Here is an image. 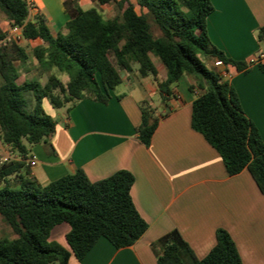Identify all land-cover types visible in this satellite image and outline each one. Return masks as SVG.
<instances>
[{
	"label": "trees",
	"instance_id": "trees-1",
	"mask_svg": "<svg viewBox=\"0 0 264 264\" xmlns=\"http://www.w3.org/2000/svg\"><path fill=\"white\" fill-rule=\"evenodd\" d=\"M80 1L65 3L74 13L54 35L45 16L30 18L27 0H0L9 27L21 28L27 41L42 42L33 49L31 63L26 50L6 42L7 32L0 29V145L25 157L29 146L48 142L55 133L57 122L45 111L44 101L67 111L83 99L106 104L122 84L120 71L152 76L162 104L173 97V85L189 76L194 80L190 89L202 92L192 105V128L220 154L230 176L246 169L264 193V141L234 89L207 65L221 61L228 72L237 73L249 67L212 44L207 31L211 1L95 0L100 7H114L112 17L97 8L85 10ZM258 39L264 43V27ZM155 59L164 67L163 78ZM260 68L264 71V65ZM60 75L68 76V82ZM141 112L139 138L149 146L160 117L147 103L141 104ZM134 182L130 172L121 170L96 183L78 172L44 187L31 180L20 188L5 185L0 189V222L14 238L0 239V264H68L71 253L82 261L100 238L117 249L133 246L148 229L131 197ZM62 223L71 228L66 236L71 251L49 241ZM216 240L194 264H243L227 231L219 229ZM162 242L158 264H185L180 251L187 245L178 231Z\"/></svg>",
	"mask_w": 264,
	"mask_h": 264
},
{
	"label": "crops",
	"instance_id": "crops-1",
	"mask_svg": "<svg viewBox=\"0 0 264 264\" xmlns=\"http://www.w3.org/2000/svg\"><path fill=\"white\" fill-rule=\"evenodd\" d=\"M27 1L33 5L30 18L45 16L54 35L74 13L65 8L71 0ZM210 1L214 11L207 18V31L212 44L228 58L249 65L239 73L222 66L219 74L234 89L264 141V71L260 68L264 60L249 64L264 52V43L258 39L264 27V0ZM85 2L80 1L82 8ZM28 42L35 43L34 48L42 44ZM153 62L163 78V65ZM136 73L134 83H126L121 76L128 93L110 92L106 104L83 99L71 110L64 109L58 114L53 137L29 146L25 157L0 145V158L11 156L0 164V189L5 185L20 188L25 180L44 187L78 172L93 183L121 170L135 177L131 197L148 224L145 234L133 246L120 249L100 238L82 261L71 253L68 264H158L165 250L162 239L174 231L187 245L180 251L184 263L194 264L214 248L219 229L229 233L243 264H264V193L248 170L230 176L220 154L192 128V105L201 90L190 89L194 82L180 87L182 79L173 85V97L162 104V110L156 108L160 121L146 146L138 133L141 104L150 105L149 98L158 94V88L152 76ZM43 107L54 119L51 105L44 101ZM33 157L35 165L30 163ZM70 229L67 223L56 226L49 241L71 251L66 239ZM3 238L14 236L7 232Z\"/></svg>",
	"mask_w": 264,
	"mask_h": 264
},
{
	"label": "rangeland",
	"instance_id": "rangeland-1",
	"mask_svg": "<svg viewBox=\"0 0 264 264\" xmlns=\"http://www.w3.org/2000/svg\"><path fill=\"white\" fill-rule=\"evenodd\" d=\"M87 7L97 8V9L101 10V12L106 17H112V16H114L116 14L114 7H110V6L100 7L95 0H86L85 5H83V8L84 9H89ZM0 29L3 30V31H6L7 33L10 32V27H9L7 21H6L5 15L2 12H0ZM156 34L158 35L159 32L156 31ZM18 45L23 47L24 49H26V51L29 53V56H30L29 62H31V63L34 62V59H33V56H32V51H33V48L35 46V43L28 42L27 40L22 38V40L18 43ZM262 47L264 49V46H262ZM155 62L161 64L159 62V60H157V59H155ZM207 65H208V67L210 69L217 70L218 72H220L219 69L221 67L216 66L214 61H209L207 63ZM136 72L137 71H135L133 73H126L124 71H120V74L124 78L126 83H128V82L134 83L135 82V77H137V73ZM60 78L62 79V81L64 83H67L68 80H69L68 76H66V75H60ZM46 81H47V76H43L42 79H41V82L44 84V83H46ZM193 82H194V80L191 77L185 76V77L182 78L181 82L179 83V86L183 87L186 83L190 84V83H193ZM129 91L130 90L128 88H126L125 85H121L116 90L111 91V92L115 95V94H121V93H128ZM149 103H150V108L151 109H156L157 108V109H161L162 110V102H161L160 97H159L158 94L151 95L150 98H149ZM51 109L53 111V114H54L53 116H54L55 120H58V118H59L58 114L61 113L62 111H64V108L63 109L51 108ZM3 229H4V226L0 222V236H2L3 233H7V231L3 230Z\"/></svg>",
	"mask_w": 264,
	"mask_h": 264
},
{
	"label": "built area",
	"instance_id": "built-area-1",
	"mask_svg": "<svg viewBox=\"0 0 264 264\" xmlns=\"http://www.w3.org/2000/svg\"><path fill=\"white\" fill-rule=\"evenodd\" d=\"M28 3H29V9L31 11L32 8H33V5L29 1H28ZM22 38H23V36H22L21 28L15 27V28H10V32L7 33L5 41L6 42H15V43L18 44L22 40ZM263 60H264V52H261L258 56L251 58L249 60V64L252 65V64H255V63H260ZM215 65L218 66V67H222L223 63L221 61H216ZM10 157H11L10 155L1 156L0 164L7 163L8 161H10ZM30 163H31V165H35L36 164V159L33 157L30 160Z\"/></svg>",
	"mask_w": 264,
	"mask_h": 264
}]
</instances>
